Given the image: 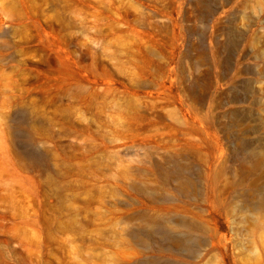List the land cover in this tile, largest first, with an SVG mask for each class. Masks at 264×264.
<instances>
[{
	"label": "rangeland",
	"instance_id": "rangeland-1",
	"mask_svg": "<svg viewBox=\"0 0 264 264\" xmlns=\"http://www.w3.org/2000/svg\"><path fill=\"white\" fill-rule=\"evenodd\" d=\"M0 264H264V0H0Z\"/></svg>",
	"mask_w": 264,
	"mask_h": 264
}]
</instances>
